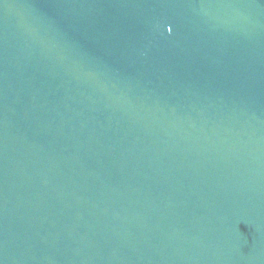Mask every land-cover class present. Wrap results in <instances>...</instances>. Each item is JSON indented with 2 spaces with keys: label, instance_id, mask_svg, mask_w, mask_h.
<instances>
[{
  "label": "water",
  "instance_id": "95a60500",
  "mask_svg": "<svg viewBox=\"0 0 264 264\" xmlns=\"http://www.w3.org/2000/svg\"><path fill=\"white\" fill-rule=\"evenodd\" d=\"M0 264H264V0H0Z\"/></svg>",
  "mask_w": 264,
  "mask_h": 264
},
{
  "label": "snow or ice",
  "instance_id": "6c2138e0",
  "mask_svg": "<svg viewBox=\"0 0 264 264\" xmlns=\"http://www.w3.org/2000/svg\"><path fill=\"white\" fill-rule=\"evenodd\" d=\"M164 26L166 27V29H167V31H168L169 33L173 31V29H172L171 27H168L167 24H165Z\"/></svg>",
  "mask_w": 264,
  "mask_h": 264
}]
</instances>
